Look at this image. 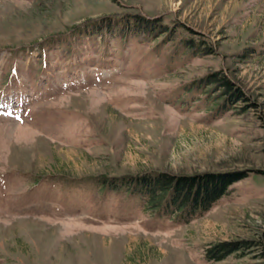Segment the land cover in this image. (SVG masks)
<instances>
[{
	"label": "rangeland",
	"instance_id": "374dc122",
	"mask_svg": "<svg viewBox=\"0 0 264 264\" xmlns=\"http://www.w3.org/2000/svg\"><path fill=\"white\" fill-rule=\"evenodd\" d=\"M145 170L246 176L182 224L101 183ZM0 264H264V0H0Z\"/></svg>",
	"mask_w": 264,
	"mask_h": 264
},
{
	"label": "trees",
	"instance_id": "16d2710c",
	"mask_svg": "<svg viewBox=\"0 0 264 264\" xmlns=\"http://www.w3.org/2000/svg\"><path fill=\"white\" fill-rule=\"evenodd\" d=\"M89 28L108 33L115 30L121 37L127 34L130 36L150 34L154 30V33L157 34L172 32L167 30V26L161 24L157 18L149 19L140 14H129L113 19L100 18L91 23ZM189 44H193L192 40H189ZM205 53H209V51ZM199 81L204 85L215 83L222 88L220 94L222 110L230 109L234 101L241 95L239 88L222 74L205 75ZM245 176L246 171L244 170L202 172L190 175L145 170L109 179L103 177L101 183L106 190L116 194L125 193L128 196H138L143 211L155 218L171 219L175 223L184 224L207 212L215 201L229 191L233 182ZM247 247L245 243H217L205 251V258L219 261L227 255Z\"/></svg>",
	"mask_w": 264,
	"mask_h": 264
}]
</instances>
